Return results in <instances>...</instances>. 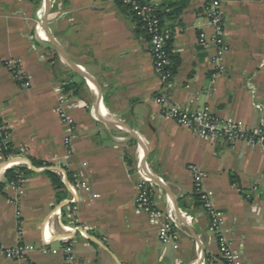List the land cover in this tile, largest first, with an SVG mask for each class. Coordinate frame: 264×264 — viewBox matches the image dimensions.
Returning a JSON list of instances; mask_svg holds the SVG:
<instances>
[{"label":"crops","instance_id":"obj_1","mask_svg":"<svg viewBox=\"0 0 264 264\" xmlns=\"http://www.w3.org/2000/svg\"><path fill=\"white\" fill-rule=\"evenodd\" d=\"M146 1L182 6L179 16L164 17L180 59L168 86L155 71L150 40L135 32L137 21L118 2L0 0V118L19 152L8 162L0 153V181L3 168L16 163L34 171L0 192V264H67L65 241L74 264H225L209 213L197 204L196 170L224 215L221 234L244 264H264V146L201 137L165 117L157 101L164 96L190 110L208 106L214 116L241 121L248 130L263 127L264 0H221L225 73H217L214 50L198 40L201 31L213 35L205 0ZM13 66L29 86L16 79ZM83 79L77 95L65 89ZM60 85L69 95L71 125L57 112ZM137 145L154 174L156 208L165 216L171 205L182 223L176 239L161 240L160 224L136 203ZM31 158L51 166L35 167ZM46 169L65 173L64 200ZM81 182L88 187L71 202L70 184ZM19 244L35 249L8 258L5 250ZM43 245L59 252L43 253Z\"/></svg>","mask_w":264,"mask_h":264},{"label":"built area","instance_id":"obj_2","mask_svg":"<svg viewBox=\"0 0 264 264\" xmlns=\"http://www.w3.org/2000/svg\"><path fill=\"white\" fill-rule=\"evenodd\" d=\"M109 1L121 2L124 5H128L131 11L140 17L148 35L151 37L150 42L155 71L159 75L163 85L168 86L171 78L173 77L170 69H167L170 65L168 42L172 38V32L168 28L161 26L160 19L156 15L157 5L153 2L143 0ZM204 15L208 20V24L213 28V35H209L206 31H201L198 35V40L207 50H214L213 63L217 73H225L226 66L223 59L228 51V44L225 40L221 0H205ZM36 29L42 31L43 27L40 23H38L36 25ZM12 72L22 86H29L28 80L18 67L13 66ZM57 93V112L64 123L71 125L73 121L67 113V107L70 105L69 95L65 91L63 85L57 87ZM157 101L159 102L162 108V113L165 117L172 119L180 125L189 127L193 132L201 137H221L230 143L246 140L252 144H260L264 146V126L248 130L241 121H236L231 118L220 119L214 116L208 106L190 110L181 105L169 102L164 96L158 97ZM3 132L5 133V139H10V129L4 122L0 124V135ZM65 142L69 148L72 147V139L70 136L66 137ZM10 159L12 160L15 158L13 157ZM16 165H19V163H16L13 166ZM10 167H4L2 172L4 173ZM136 168L140 178L136 197L137 205L148 213L151 223L160 224L159 237L161 240L167 241L178 238L182 228V223L178 220L171 205L167 207L165 216L164 213L156 208L152 186L154 174L144 161L141 148H139V153L136 156ZM58 174L61 175L62 180H65L64 172L58 171ZM203 178L204 175L200 171L196 170L194 172L195 191L200 194L204 203L203 206L209 213L211 220L210 227L217 236L220 254L223 257L225 264H244L242 253L234 250L227 239L220 232L224 224V215L220 210L214 208L212 205L210 201L212 193L210 191L203 190ZM87 187L88 185L86 182H81L80 184H70L71 195L69 200L71 202H76L79 190L86 189ZM191 222V220L187 221L189 224H191ZM65 242L66 243L62 248L65 261L67 264H74L75 254L72 245L68 241ZM34 249V245L19 244L5 250V254L10 259H21L25 257L28 251ZM41 251L43 253L53 254H57L59 252L57 249L50 248L48 245H43L41 247Z\"/></svg>","mask_w":264,"mask_h":264},{"label":"trees","instance_id":"obj_3","mask_svg":"<svg viewBox=\"0 0 264 264\" xmlns=\"http://www.w3.org/2000/svg\"><path fill=\"white\" fill-rule=\"evenodd\" d=\"M143 1H146V0H143ZM117 4L120 5L121 7H123V9L129 15H132L134 20L137 21V29L135 30V32L137 34H141L142 32H144L146 34L147 38L150 40L151 37L148 35L140 17H138L133 11H131V9L128 5H124L121 2H118ZM162 8L157 6V10H156V15L160 19V24L162 27H165L164 26V20H165L164 17L165 16H179L180 13L182 12V6L176 7L175 3H171V2H168V4H164V8L163 9ZM171 41H172V38L168 42L170 65L167 67V69H170V71L172 72V75H174L176 72L177 65L180 62V59H179L178 55L173 53V51L171 49ZM84 84H85V80L83 79L81 81L68 82L64 86H65L66 90L73 91V94L77 95L80 88ZM2 122H3V120L0 118V124ZM130 144L131 145L136 144V139L132 138L130 140ZM0 153L3 154L6 159H9L13 155L19 154V152L14 148L11 139H8V140L5 139V133L4 132L0 135ZM126 160L128 161V163L130 165H132L134 163L133 156H131L129 154L126 155ZM31 162H32V165L35 167L51 166V163H49L47 161L37 160L34 158H31ZM44 172L50 178V181H51V183L54 186V189L56 191V196L58 197V200L59 201L64 200L66 198V195H67V189H66L65 183L62 180L61 175H59L57 172L50 170V169H46ZM33 173H34V171L31 170L27 165H16V166L8 168L4 172V180L0 181V192H2V189L6 185V183L11 182V181L19 182L20 180L24 179L26 176L33 174ZM232 182L234 184L238 185L234 175H232ZM195 196L197 199V204L204 205L200 194L196 193ZM67 206L70 209H73L75 207V204L70 203ZM64 209H65V206H64ZM207 257H209V256H207Z\"/></svg>","mask_w":264,"mask_h":264},{"label":"water","instance_id":"obj_4","mask_svg":"<svg viewBox=\"0 0 264 264\" xmlns=\"http://www.w3.org/2000/svg\"><path fill=\"white\" fill-rule=\"evenodd\" d=\"M53 45H54V47H58V45H57L55 42H53ZM71 65H73V64H71ZM73 69H74L75 71H80V73H82V74L85 75L88 79H90V75H89L88 73H86L85 71L80 70V68L77 67L76 65H73ZM131 133L133 134V136H134L138 141H140L139 138L136 136V134H135L133 131H131ZM139 143H141V142H139Z\"/></svg>","mask_w":264,"mask_h":264},{"label":"rangeland","instance_id":"obj_5","mask_svg":"<svg viewBox=\"0 0 264 264\" xmlns=\"http://www.w3.org/2000/svg\"><path fill=\"white\" fill-rule=\"evenodd\" d=\"M74 75H75V77H77V78L79 77V74H77V73H74ZM139 148H140V147H139L138 145L135 146V148H134V152H135L136 156H137L138 153H139ZM13 157L16 158V157H18V156L13 155V156H11L10 158H13ZM10 158H9V160H11ZM9 160H7V161H9Z\"/></svg>","mask_w":264,"mask_h":264}]
</instances>
